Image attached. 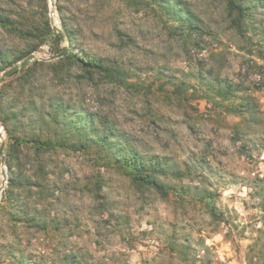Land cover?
<instances>
[{
  "label": "rangeland",
  "instance_id": "obj_1",
  "mask_svg": "<svg viewBox=\"0 0 264 264\" xmlns=\"http://www.w3.org/2000/svg\"><path fill=\"white\" fill-rule=\"evenodd\" d=\"M174 1L181 21L154 0H0L15 20H48L52 30L29 69L0 73L1 107L20 122L14 165L33 186L14 189L15 204L6 198L12 141L0 116V264H264V0ZM232 3L252 17L240 29ZM62 15L79 34L73 50L55 39ZM35 42L0 28L6 52ZM62 49L102 59L120 78L50 61ZM199 76L249 86L256 122L236 108L242 96H216ZM33 103L43 114L70 104L106 117L164 170V190L133 182L96 149L35 157L24 137L70 133L49 117L31 123Z\"/></svg>",
  "mask_w": 264,
  "mask_h": 264
},
{
  "label": "trees",
  "instance_id": "obj_2",
  "mask_svg": "<svg viewBox=\"0 0 264 264\" xmlns=\"http://www.w3.org/2000/svg\"><path fill=\"white\" fill-rule=\"evenodd\" d=\"M154 2L164 14L174 18L176 21H181L184 11L182 8L178 9L180 5L177 2L174 0H154ZM230 6L231 9L236 11L238 14L237 17L233 19V23L238 29H240L242 28L243 22L245 23L247 20L252 18L251 14H249V12L245 13L243 7L241 6L237 5L238 7H236L234 4ZM192 22L193 21H191V19L187 20V23H190L191 26L193 25ZM62 26L63 29L61 33L55 35V39L60 42H68L69 47L72 48V50L75 47L77 48V38L79 34L75 29L72 28L70 21L67 20L63 15ZM0 28L4 29L8 35L10 34L14 41H26L29 39L32 41L35 40V43H37V45L25 47L21 51L18 49H13L9 52H6L3 50V48H0V73L5 72L2 79H11L17 77L21 72L29 69L30 59H33V54L37 51L38 44H42V38L45 34L52 32L51 24L48 20H43L41 23H36V21L28 20L26 17H20V20L17 21L10 13H6V11L0 7ZM191 28L194 29L193 27ZM63 52L64 49L60 51L61 55ZM60 60H65L69 64L80 65L86 69L89 74L92 71L106 76L113 75V77H115L114 74H117L118 78H120L119 70L109 67L102 59H86L83 55L79 54V52L76 53L75 50L68 52L67 55L62 57ZM19 62L22 63L18 65ZM25 62H27L25 66L8 74L16 67L22 66ZM198 78L199 81L202 82V85L209 84L211 89H213V93L223 99L242 96L241 99L243 102L240 103L236 108H239L241 113H249L253 122H256L257 118H259L257 104L254 102V98L248 95V91L251 90L249 86L239 83L235 84L232 81L221 78H216L212 82L206 81L202 76H199ZM2 79L0 78V84L4 82ZM214 84H216L217 87H214ZM260 86L261 88H264V86ZM202 90L207 93V95H209L211 91L204 88H202ZM65 105L66 104H58L55 108L57 111L50 115L41 113L40 108L38 109L33 103V112L31 115L33 116L36 113V117L28 118L31 123L41 124L46 117H49V121L51 123L63 126V130L70 134L67 137L63 136L59 140H53L51 138H46L43 140L41 136L36 135L30 136L29 138L24 137L22 140H25L27 142L26 144H30V146L26 147L25 149L33 150L35 157L37 158H41L43 155H45V153L53 151L54 149L69 147V144L71 148H74L75 151L96 149L101 158L107 160L108 163L112 164L117 169L126 172L127 176H129L133 182L157 191L164 190V186L159 183L157 177L158 174H163L164 170H159L157 168L151 169L149 167L148 158L144 157V155H142L132 145L126 134L118 130L109 119L100 114L85 115L84 113H78L77 111H73L71 109L72 107L70 104L67 106ZM52 107L54 109L55 106L52 105ZM10 110L11 111L6 112V110L1 107L0 103V116L7 134L10 137V142L12 141V144H10L8 148V156L10 157V160H8L10 186L9 190L6 192V195H8L6 198L9 203L14 202L15 204L16 200L12 199L13 196H15L14 189L20 188L30 192L33 186L31 183L32 181L29 178H24L26 181L20 182V180L23 179L22 177L25 172L22 163H19V166L14 165V160H19L22 153L20 150L21 144H19V142H15L19 136L18 132L20 122L18 120L16 121V119H18V114L12 111V109ZM71 110L72 112L68 113V111ZM97 124H99V126ZM19 138L21 139V137ZM18 154H20V156ZM27 156L28 155H26V157ZM151 162H154V159L151 160ZM160 165V163L157 164L154 162L153 166L157 167ZM27 208H30V204L27 206ZM30 221H34V218L31 217ZM41 227L44 229L43 226ZM44 230H46V228ZM22 263H24V261L19 262V264Z\"/></svg>",
  "mask_w": 264,
  "mask_h": 264
},
{
  "label": "water",
  "instance_id": "obj_3",
  "mask_svg": "<svg viewBox=\"0 0 264 264\" xmlns=\"http://www.w3.org/2000/svg\"><path fill=\"white\" fill-rule=\"evenodd\" d=\"M51 1H53V0H51ZM51 5H52V8L54 9V6L55 5L53 4V2H52ZM67 53H68V50L67 49H64V52H63V54L61 56L55 57L53 59H50V61L55 60V59H59V58H62V57H65L67 55ZM26 64H27V62H25L22 66L16 67L12 71H10L8 74L12 73L13 71H16V70L20 69L21 67L25 66ZM3 152H4V146L2 147V156H3L2 164L4 165L5 164V159H4ZM5 183H6V180H5Z\"/></svg>",
  "mask_w": 264,
  "mask_h": 264
},
{
  "label": "bare ground",
  "instance_id": "obj_4",
  "mask_svg": "<svg viewBox=\"0 0 264 264\" xmlns=\"http://www.w3.org/2000/svg\"><path fill=\"white\" fill-rule=\"evenodd\" d=\"M1 137V136H0ZM1 140V139H0Z\"/></svg>",
  "mask_w": 264,
  "mask_h": 264
}]
</instances>
